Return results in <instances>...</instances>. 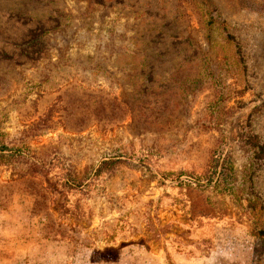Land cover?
<instances>
[{"label": "rangeland", "instance_id": "rangeland-1", "mask_svg": "<svg viewBox=\"0 0 264 264\" xmlns=\"http://www.w3.org/2000/svg\"><path fill=\"white\" fill-rule=\"evenodd\" d=\"M0 264H264V0H0Z\"/></svg>", "mask_w": 264, "mask_h": 264}, {"label": "trees", "instance_id": "trees-1", "mask_svg": "<svg viewBox=\"0 0 264 264\" xmlns=\"http://www.w3.org/2000/svg\"><path fill=\"white\" fill-rule=\"evenodd\" d=\"M255 148L254 152L257 155H264V144H259L258 142L253 143ZM17 157L16 152L13 147L8 146L5 142L0 140V158L5 159H15Z\"/></svg>", "mask_w": 264, "mask_h": 264}]
</instances>
